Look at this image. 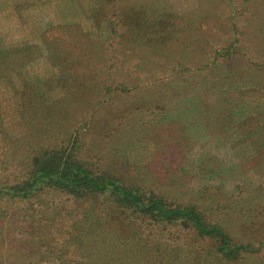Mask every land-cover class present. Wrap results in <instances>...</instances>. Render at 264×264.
<instances>
[{
	"label": "rangeland",
	"instance_id": "rangeland-1",
	"mask_svg": "<svg viewBox=\"0 0 264 264\" xmlns=\"http://www.w3.org/2000/svg\"><path fill=\"white\" fill-rule=\"evenodd\" d=\"M129 1L118 0L114 11L128 9ZM141 3L157 16L153 28L136 48L116 41L110 48L96 0H0V49L12 61L0 79V155L12 156L17 168L26 146L60 144L76 134L96 170L121 168L173 202L211 204V216L237 243L264 242V79L254 89L235 82L242 94H225V84L212 95L191 70L204 63V53L210 61L235 39L241 53L227 65L238 73L252 68L251 62L244 68L243 46L263 47L251 35L258 27L264 33V0ZM222 65L207 70L208 81L218 80ZM231 96L239 99L226 110ZM8 216L22 221L21 213ZM10 217H0L2 233L13 230ZM55 222L47 230L65 235L69 227ZM109 227L91 229L83 253L134 264L136 242ZM20 249L0 234V264H25ZM190 257L184 260L199 264L198 254ZM242 264H264V252Z\"/></svg>",
	"mask_w": 264,
	"mask_h": 264
},
{
	"label": "trees",
	"instance_id": "trees-1",
	"mask_svg": "<svg viewBox=\"0 0 264 264\" xmlns=\"http://www.w3.org/2000/svg\"><path fill=\"white\" fill-rule=\"evenodd\" d=\"M116 2L118 0H96L99 7L94 13L106 24L108 46L112 48L116 41L117 46L136 48L145 37V29L153 28L157 16L152 11L147 12L141 0H132L129 8L121 11H114ZM229 25L236 30L235 25ZM251 36L259 38L263 47L256 50L253 44L243 46V55L248 57L244 68L249 62L252 67L247 65V72L238 73L227 65L232 57L241 53L239 39L230 42L231 47L221 52L214 50L210 61L211 55L203 54L204 63L191 70L201 76L205 90L208 88L212 95H217L219 87L227 84L225 94L235 90L242 94L240 86L248 84L254 89L256 82L264 79L263 28L258 27ZM252 38L248 36L247 40ZM10 54L8 49H0V79L7 77L11 69ZM220 64L224 65L218 80L208 81L207 70ZM235 82L240 83L238 89ZM231 97L226 110H230L229 105L238 98ZM211 111L210 107L205 119L213 114ZM168 147L173 149L172 145ZM83 148L84 142L75 134L60 144L26 146L17 154L20 156L17 168L12 156L0 155V217L4 220L12 213L22 214V221L14 222L12 217L11 222L7 221L13 225L8 234L2 233V222L0 234L7 235L21 247L25 264H115L118 261L97 260L83 253L90 230L100 233L108 224H111L110 231L117 227L122 235L129 234L136 242L132 253L134 264H191L184 258L191 259V255L195 258L197 254L199 264H242L246 257L264 252V242L237 243L233 234L211 216V204L173 202L166 194L139 178H132L130 172L121 168L96 170L82 157ZM55 218L62 220L65 229L69 227L65 235H58L61 234L58 227L55 234L49 230L59 224ZM10 225L5 229L10 230ZM202 243L207 246L206 252L198 249ZM110 259L116 258L111 256Z\"/></svg>",
	"mask_w": 264,
	"mask_h": 264
}]
</instances>
